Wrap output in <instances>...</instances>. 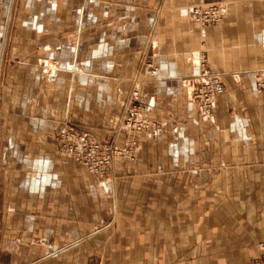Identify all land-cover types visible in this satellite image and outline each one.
<instances>
[{"label": "crops", "instance_id": "1", "mask_svg": "<svg viewBox=\"0 0 264 264\" xmlns=\"http://www.w3.org/2000/svg\"><path fill=\"white\" fill-rule=\"evenodd\" d=\"M23 1L24 15L41 16V46L51 45L57 58L46 64L79 67L87 59L89 74L78 76L79 84L122 83L118 75L92 74L101 51L106 60L116 46L127 52L123 62L138 53L151 58L160 73L141 68L131 81L158 128L127 130L124 139H137L140 150L134 161L116 159L111 183L98 185L91 174L85 183L73 172L61 179L53 202L47 197L40 206L39 251L26 220L22 236L3 223L0 264H250L264 242V0H105L103 13L90 7L94 0ZM202 2L225 3L224 20L195 26L191 7ZM12 3L0 0L8 20ZM48 17L63 18L72 29L58 22L50 29ZM113 17L121 27H111ZM6 37L7 26L0 59ZM202 40L225 84L213 121H201L190 101ZM93 111L90 101L82 113ZM95 129L85 131L96 137ZM226 164L235 166L226 171ZM243 180L250 183L241 186Z\"/></svg>", "mask_w": 264, "mask_h": 264}, {"label": "rangeland", "instance_id": "2", "mask_svg": "<svg viewBox=\"0 0 264 264\" xmlns=\"http://www.w3.org/2000/svg\"><path fill=\"white\" fill-rule=\"evenodd\" d=\"M94 1H96L95 5L93 2L90 7L94 6L96 11L100 10L103 13L105 0ZM23 3V0H15V3H12L9 20L8 15H0V29L3 30L0 37V49L4 42L5 27L7 26L5 47L0 59V229L5 223L6 230H16L17 234L19 232L22 236L23 221L26 220L28 225L31 226L33 240L38 243L35 249L39 251L42 231L40 221L43 218L40 206L42 203H46L47 197L49 203L53 202L51 200H54L55 188L61 182V179L63 177L65 179L68 176L67 174L73 172L79 175L81 181L86 179L85 175L91 174L92 176H90L98 185L111 183L115 172L116 159L134 161L140 150L137 139L132 136H127L124 139V136L128 134L127 130L147 133L157 130L158 122L157 128L153 131L130 130L124 124V115L130 101L131 91L136 86L140 89V86L133 83L131 78L141 68L150 76H157L160 69L158 74L152 75L150 73L151 66L157 65L151 58L142 57L141 53L135 54L132 61L128 59L123 62L125 48L124 46L122 48L116 46L112 53L108 51L111 55L107 60L103 55L105 50L101 51L100 54H96L97 57H102L95 61L96 65L92 69V74L94 73L97 76L118 75L121 77L122 83L89 86L79 84L75 82L76 78L89 74V69L86 66L87 59L82 60L85 66L79 67L62 66L61 64H55L54 67L51 64H46V60L53 62L57 58L51 53V45L41 46L38 31L40 27L39 17L41 18V16L24 15ZM198 4H218L222 6L221 21L208 25L206 28L219 24L224 20L226 14L225 3L202 2L195 5ZM68 6H70L69 2ZM81 8L84 11L85 4ZM80 16L82 21L85 15ZM120 19L119 17H113L114 23L111 27H121L120 22H118ZM57 22L61 29H72L71 22L63 18L62 20L51 17L47 19L50 29L55 27ZM192 23L202 29L193 20ZM81 24L82 22H80V26ZM29 27L32 28L31 31H29ZM124 38L117 37L115 39L114 36V40H124ZM134 40H128L127 43ZM199 52L206 54L208 65L212 72L216 73L210 63L206 41L202 40L200 42L197 56ZM82 54L86 55L87 53L79 50L78 55L81 56ZM57 57L62 59V51L57 54ZM198 74L199 71L197 70V77ZM85 80L83 79V81ZM72 93L74 98H72ZM78 96H80V99ZM90 101L94 106V114L82 113L87 102ZM79 105L82 110L77 115L75 109ZM145 109L147 116L155 120L146 106ZM199 118L201 121H204L205 118L213 121L215 112L213 117L200 115ZM193 122L199 123L195 118L191 119L190 125L196 126ZM91 123L95 125L96 129L93 132L96 137L85 131L92 125ZM74 124L79 125L82 130L77 129ZM70 128L85 132L91 138L103 143H110L114 147L115 156L111 175L105 178L98 177L92 174L82 161L76 158L72 159V157L63 153L60 135ZM234 166L226 164L224 169L229 171ZM236 166L240 170H247L249 167L247 164ZM83 182L86 183L88 180ZM255 182L262 183L263 181ZM249 183L250 181L243 180L241 186H247ZM103 187L106 188L107 186ZM110 188L107 187L106 189ZM107 194L111 196L110 192ZM8 223H11L10 227H7ZM260 243L257 244L258 249L254 257L261 252Z\"/></svg>", "mask_w": 264, "mask_h": 264}, {"label": "built area", "instance_id": "3", "mask_svg": "<svg viewBox=\"0 0 264 264\" xmlns=\"http://www.w3.org/2000/svg\"><path fill=\"white\" fill-rule=\"evenodd\" d=\"M190 16L202 29L215 24L222 19V6L194 5ZM196 67L199 71L198 85L190 94L191 102L204 116L213 117L216 110L217 98L225 92V84L221 76L212 72L208 65L205 53L199 52ZM157 66L152 67L150 73L156 75ZM124 124L130 130L153 131L157 128V121L150 119L146 114L145 106L141 103V91L136 86L131 91L130 101L126 107ZM61 149L64 154L79 159L87 169L98 177L111 175L114 147L110 143H103L91 138L87 133L73 128L67 129L60 135ZM261 252L254 257L250 264H264V243H260Z\"/></svg>", "mask_w": 264, "mask_h": 264}, {"label": "bare ground", "instance_id": "4", "mask_svg": "<svg viewBox=\"0 0 264 264\" xmlns=\"http://www.w3.org/2000/svg\"><path fill=\"white\" fill-rule=\"evenodd\" d=\"M11 7H12V5H11ZM198 69V68H197Z\"/></svg>", "mask_w": 264, "mask_h": 264}]
</instances>
